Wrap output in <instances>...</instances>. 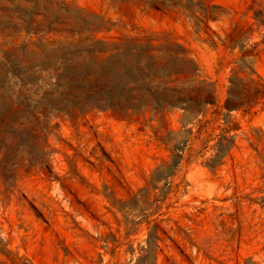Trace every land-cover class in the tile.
<instances>
[{"label": "rangeland", "instance_id": "rangeland-1", "mask_svg": "<svg viewBox=\"0 0 264 264\" xmlns=\"http://www.w3.org/2000/svg\"><path fill=\"white\" fill-rule=\"evenodd\" d=\"M0 264H264V0H0Z\"/></svg>", "mask_w": 264, "mask_h": 264}, {"label": "trees", "instance_id": "trees-1", "mask_svg": "<svg viewBox=\"0 0 264 264\" xmlns=\"http://www.w3.org/2000/svg\"><path fill=\"white\" fill-rule=\"evenodd\" d=\"M182 8H184L183 5H182ZM244 36H246V32L244 31V29L241 28V27H235L232 30V32L227 35L226 39L223 42V46L225 48H231L232 50H234L236 48V46H238V44L240 42H243ZM154 40L155 39L150 38L148 41L152 42ZM210 43L212 44V46L214 48H217V44L214 41H212V39L210 40ZM257 47H258V44L254 45V48L251 51H243V47H241V51L240 52L242 53L243 57H248V56L253 55V54L257 55L259 53V51H256ZM155 59L156 58H153V56H150L151 65H152V67H154L156 69L158 68L160 70V68H161L160 66L159 67H155V65H154L155 61H156ZM75 78H80V77L76 76ZM159 78H161V84L164 85L165 88H168L170 84L178 83V81H168L169 79H167V77H159ZM154 80H156V79H154ZM88 82H90L91 85L92 84L96 85L98 83V80H90L89 79ZM152 82H154V81L148 82V84H147V86H148L147 92L149 93L150 97L155 101V103L159 104V102H160L159 99L156 98L153 95V89H151V85L150 84ZM193 86L197 87V84H188V85L182 84L181 87L180 88L177 87V89H184V87L188 88V87H193ZM82 87L85 90L84 99L87 100V98H92V95H96L97 97L100 98L103 95L100 91H102L104 89L105 85L104 84H100L98 91H95V89H93L91 86L89 87L87 84H84ZM199 87H201L202 90L206 89V87H207L209 89V90H207V93H209L212 86L210 84H207L206 82H202V83L199 84ZM107 96L108 97L110 96V101H108L109 104L111 102H114L115 99H116V95L115 94L107 93ZM147 102H149V101H147ZM203 104H205V105L210 104L212 107H216L217 106V101L215 100L212 103L204 102ZM225 109L228 112H230L233 108L230 107L228 102H227V104L225 105ZM216 112H217V110H216ZM207 123H209V122H205L204 126H202V128H204ZM231 130L232 129H230V128H227V129L225 128L223 130V134L218 136V142H217L216 147H215L216 155L210 161V163H208L209 168H211L212 170H215V169H217V167L223 165V159L235 147L234 138L233 137L229 138L227 136V134L230 133ZM200 134H201V132H200ZM226 142H227V145H225ZM175 157H177L178 160L175 161L173 165L169 166V168H168L169 176L171 174L170 171L174 172V170H176V168L178 167V163H180L179 160L181 159V157L178 156V155H176Z\"/></svg>", "mask_w": 264, "mask_h": 264}]
</instances>
